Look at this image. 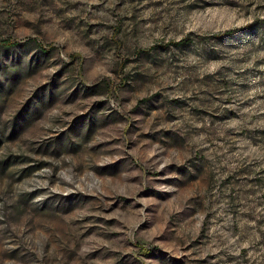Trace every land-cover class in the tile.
<instances>
[{
  "label": "rangeland",
  "instance_id": "374dc122",
  "mask_svg": "<svg viewBox=\"0 0 264 264\" xmlns=\"http://www.w3.org/2000/svg\"><path fill=\"white\" fill-rule=\"evenodd\" d=\"M0 264H264V0H0Z\"/></svg>",
  "mask_w": 264,
  "mask_h": 264
},
{
  "label": "trees",
  "instance_id": "16d2710c",
  "mask_svg": "<svg viewBox=\"0 0 264 264\" xmlns=\"http://www.w3.org/2000/svg\"><path fill=\"white\" fill-rule=\"evenodd\" d=\"M183 43H185V41H181V42L177 43V45H182Z\"/></svg>",
  "mask_w": 264,
  "mask_h": 264
}]
</instances>
